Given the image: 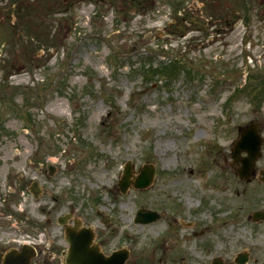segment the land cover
Wrapping results in <instances>:
<instances>
[{"label": "rangeland", "instance_id": "374dc122", "mask_svg": "<svg viewBox=\"0 0 264 264\" xmlns=\"http://www.w3.org/2000/svg\"><path fill=\"white\" fill-rule=\"evenodd\" d=\"M129 1L0 0V239L7 247L17 245L12 237L40 238L38 262L60 264L67 244L56 219L67 214L95 230L105 254L127 249L124 264H210L214 256L237 264L238 252L247 253L243 264H264V221L251 218L264 208V142L250 181L229 153L238 126L254 118L264 126V99L257 107L256 80L245 78L246 89L226 101L242 70L264 76V0H251L249 17L236 21L216 18L212 0H184L177 14L195 28L184 35L174 0ZM159 52L202 79L145 76L142 63ZM126 161L131 183L121 193ZM143 164L154 174L140 190L131 178ZM177 173L186 186L173 182ZM187 194L197 202L187 205ZM139 207L162 216L136 223Z\"/></svg>", "mask_w": 264, "mask_h": 264}, {"label": "water", "instance_id": "95a60500", "mask_svg": "<svg viewBox=\"0 0 264 264\" xmlns=\"http://www.w3.org/2000/svg\"><path fill=\"white\" fill-rule=\"evenodd\" d=\"M240 137L236 141L233 149H232V156L235 159L239 158V153L241 150H246L248 152V156L243 158V161L245 162V167L242 171H240V175L244 176L245 178H248V176L252 172V166L254 163V159L256 158L258 154L259 144L261 139L255 135V127L254 125L248 126L246 128H242L240 131ZM149 176H146L141 182H139L138 185L143 186L146 185L149 182ZM127 181L124 180L122 183V188L125 187ZM259 213V212H256ZM155 217V214L153 212L149 211H142L138 210V218L143 221L152 220ZM72 249L76 254H82L84 253V250L76 243H72ZM95 251V250H94ZM125 257V254H118L117 256H111L109 259L116 258L115 264H122L123 259ZM245 260V257L241 258L239 262H242ZM70 263V261H69ZM71 264V263H70ZM216 264H219V262H216Z\"/></svg>", "mask_w": 264, "mask_h": 264}, {"label": "bare ground", "instance_id": "6f19581e", "mask_svg": "<svg viewBox=\"0 0 264 264\" xmlns=\"http://www.w3.org/2000/svg\"><path fill=\"white\" fill-rule=\"evenodd\" d=\"M0 5H1V2H0ZM53 112L54 113H58V109L56 108ZM152 137L154 139L155 138V135L152 136ZM156 143H157V146L160 149H166L167 148L166 150H168V145H167L166 142H161L159 139H157L156 140ZM173 160L174 159L172 157H170L169 159H166L167 162H171ZM133 178H134V176H133ZM173 182L174 183H178L181 186H186L189 183V180L182 173H177V174H174L173 175ZM185 202H186L187 205L190 206V205H193L195 202H197V200H195L194 198H192L190 194H187L185 196ZM204 235H206V234H204V233L203 234H200L199 237H202ZM247 249H249V248L247 247ZM256 250H257L258 253H261V250L262 249H261V247H256Z\"/></svg>", "mask_w": 264, "mask_h": 264}, {"label": "trees", "instance_id": "16d2710c", "mask_svg": "<svg viewBox=\"0 0 264 264\" xmlns=\"http://www.w3.org/2000/svg\"><path fill=\"white\" fill-rule=\"evenodd\" d=\"M245 4V3H244ZM243 4V9H245ZM240 7V6H239ZM229 11H233L232 8H229ZM223 12V8H222ZM180 66L179 62L174 60L170 62H160L157 64L156 67H153L152 65L149 66V71H153V74H160L162 76H172L176 75L180 72ZM188 74H191L190 70H187Z\"/></svg>", "mask_w": 264, "mask_h": 264}, {"label": "flooded vegetation", "instance_id": "af4514ba", "mask_svg": "<svg viewBox=\"0 0 264 264\" xmlns=\"http://www.w3.org/2000/svg\"><path fill=\"white\" fill-rule=\"evenodd\" d=\"M2 249H4V247L3 246H0V250H2Z\"/></svg>", "mask_w": 264, "mask_h": 264}]
</instances>
